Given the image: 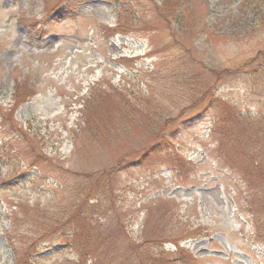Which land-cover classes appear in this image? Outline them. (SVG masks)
<instances>
[{
  "label": "rangeland",
  "instance_id": "rangeland-1",
  "mask_svg": "<svg viewBox=\"0 0 264 264\" xmlns=\"http://www.w3.org/2000/svg\"><path fill=\"white\" fill-rule=\"evenodd\" d=\"M259 52L264 0H0V264H264L245 177L205 127L178 141L180 174L123 167L188 113L187 58L237 70ZM224 81L264 115V86ZM85 187L96 207L76 206ZM76 228L96 260L67 247Z\"/></svg>",
  "mask_w": 264,
  "mask_h": 264
},
{
  "label": "trees",
  "instance_id": "trees-1",
  "mask_svg": "<svg viewBox=\"0 0 264 264\" xmlns=\"http://www.w3.org/2000/svg\"><path fill=\"white\" fill-rule=\"evenodd\" d=\"M187 59L199 66L192 73L189 72L187 77L188 89L193 87L196 90L194 95L189 96V105L185 108L189 110L188 113L181 112L179 117L167 118L166 130L157 132L152 144L138 157L128 160L123 167H141L148 163L153 165L156 160H162L163 164L165 162L168 164V170L180 174L188 159L181 154L178 141H181L184 134L205 127L217 142L219 160L231 169H239L245 177L248 184V210L253 226L257 230L254 238L261 242L264 240V231H260L264 228V115L249 112L243 114L233 102L214 89L215 86L225 83V78L231 74H238V78L242 79L245 86L249 85L247 88L258 89L264 86V52H259L250 62L244 64V68L237 70L226 67L207 70L202 65L203 61L197 62L192 55ZM197 70L199 73H196ZM187 71L188 69H183L180 73L185 74ZM207 71L208 74L205 73ZM173 94L174 92H171L169 96ZM90 191L85 187L76 206L84 203L88 207L97 206L96 203L89 204L92 200L89 197ZM77 192L80 193L79 190ZM146 209L149 212V208ZM89 221L93 222L92 215ZM95 235L97 241L103 243L100 234L97 232ZM69 237L71 242L66 245L74 249L78 257L90 262L97 259V249L83 245L85 241L94 239V235L85 233L84 228L81 230L76 228L71 231Z\"/></svg>",
  "mask_w": 264,
  "mask_h": 264
}]
</instances>
